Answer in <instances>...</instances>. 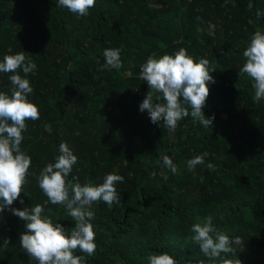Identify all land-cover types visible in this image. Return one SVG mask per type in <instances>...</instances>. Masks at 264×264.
<instances>
[{
	"label": "trees",
	"instance_id": "1",
	"mask_svg": "<svg viewBox=\"0 0 264 264\" xmlns=\"http://www.w3.org/2000/svg\"><path fill=\"white\" fill-rule=\"evenodd\" d=\"M0 264H264V0H0Z\"/></svg>",
	"mask_w": 264,
	"mask_h": 264
},
{
	"label": "rangeland",
	"instance_id": "2",
	"mask_svg": "<svg viewBox=\"0 0 264 264\" xmlns=\"http://www.w3.org/2000/svg\"><path fill=\"white\" fill-rule=\"evenodd\" d=\"M89 193H85L83 195V197H85V200H87L86 198L89 197ZM228 247H230L232 250H234L235 252H249L251 251V248L249 245L244 244L241 240H234L231 243L229 242L227 244Z\"/></svg>",
	"mask_w": 264,
	"mask_h": 264
}]
</instances>
